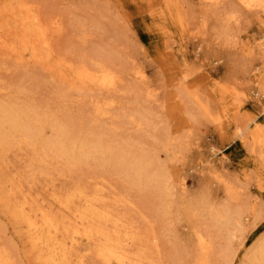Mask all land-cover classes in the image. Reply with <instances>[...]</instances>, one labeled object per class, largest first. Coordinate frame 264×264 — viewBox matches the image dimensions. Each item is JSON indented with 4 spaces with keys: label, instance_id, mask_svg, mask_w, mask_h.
<instances>
[{
    "label": "rangeland",
    "instance_id": "rangeland-1",
    "mask_svg": "<svg viewBox=\"0 0 264 264\" xmlns=\"http://www.w3.org/2000/svg\"><path fill=\"white\" fill-rule=\"evenodd\" d=\"M21 5L33 8L49 28L52 60L46 63L30 59L31 49L24 51L18 43L22 33L11 27ZM216 5L206 0H0L1 32L19 46L17 53L0 48V105L34 108L48 115L55 129L68 125L84 141L107 136L103 141L117 143L110 144L117 154L133 152L127 158L137 164L144 156L161 175L155 180L159 184L139 187L95 156L74 169L53 155L42 165L33 161L32 148L15 145L0 154V255L8 254L13 264H40L25 226L10 212L14 198L73 220L56 201L81 186L94 189L95 195L87 190L90 198L109 206L112 221L124 219L117 230L141 239L131 243V252L148 254L150 264H196L199 235L213 240L212 264H251L264 245V96L255 94L264 89V27L259 14L235 1ZM222 21L229 25L221 27ZM83 65L113 69L115 88L83 86L75 75ZM98 105L109 114L96 113ZM257 131L260 141L254 139ZM43 139H55L50 126ZM23 140L16 135L17 142ZM237 209L248 211L247 220L218 236L213 221ZM108 229L116 227L110 223ZM79 245L75 255L83 256L90 246ZM84 256L87 264H97L94 253Z\"/></svg>",
    "mask_w": 264,
    "mask_h": 264
},
{
    "label": "bare ground",
    "instance_id": "bare-ground-1",
    "mask_svg": "<svg viewBox=\"0 0 264 264\" xmlns=\"http://www.w3.org/2000/svg\"><path fill=\"white\" fill-rule=\"evenodd\" d=\"M206 1L209 2L210 5L211 4L212 5H216V4L218 5V4L223 3V2L235 1L236 3L242 5L246 10L253 12V13H256V14H259L261 17V18L259 17L261 19V21H260L262 24L261 26L264 27V0H206ZM19 7H20V11L18 10V13L15 11V13L12 14V15L18 16L19 19L17 18L18 21L17 20L14 21V19H13L12 22L14 21L15 24L13 23L14 26H13V24L11 26V27H14L16 32L22 33V35L20 34L21 36L18 40V43L21 45V47L24 48V51L31 49V51H32V54H31L32 58H30L31 60H33V58H35V60L38 61V63L48 62L47 60L51 59L50 58L51 55L49 52L52 53V49L50 48V46H51L50 40H48V38H47V36H48L47 30H49V28L47 29L46 25L44 27V25H43L44 22L42 21L43 19H41L40 15L38 13H36L33 10V8L26 6V5H21ZM9 8L10 9H7V10H9L10 12H14L15 8H13V9L11 7H9ZM223 8H227V7H223ZM223 8H220V10H222ZM215 10L216 9L213 10V12H214L213 14H215ZM232 11L233 10H231V12ZM220 12H222V11H220ZM237 12H238V10H237ZM211 13H212V11H211ZM224 13H225V10H224ZM224 13H223V15H224ZM5 14L8 15L7 13H5ZM216 14H218L217 10H216ZM207 15H209V14H207ZM223 15H219V17L217 15V18H219L218 21L223 19ZM226 15H228V14L225 13V17H226ZM233 15H234V13H233ZM229 18H228V20H230ZM232 18H233V16H232ZM231 20H233V19H231ZM206 21H207V18H206ZM234 21H236V20H234ZM223 22L224 21H222V23L220 24L221 27L224 25H227L224 23H226V22L228 23L229 21H226L224 23ZM2 24H4V23H2ZM236 24H238V22ZM220 25H219V27H220ZM228 25H229V23H228ZM56 27H57V25H56ZM227 27H229V26H227ZM3 28H4V26L0 27V48L1 49L3 48V50H6L10 53L11 52L17 53L19 51L18 50L19 46H17V44H18L17 41L9 44L8 39H6V37H4V34H2L3 32H1V30H3ZM229 29H230V27H229ZM14 32H12L11 35H13ZM220 34H221V32H220ZM223 34H225V33H223ZM223 34L221 36H222V38H225V36L223 37ZM226 37H227V35H226ZM42 50L46 53L44 54V52ZM31 51H29V52H31ZM21 53H24V52H21ZM27 54H28V52H27ZM21 55L23 56V54H21ZM42 55H45V56H42ZM53 65H55V64H53ZM71 69L73 70L74 68H71ZM57 73H58V71H57ZM115 73L116 72H114L113 69L106 67V66H100L98 68V70H96V69H93V68L88 67L86 65L85 66L83 65L82 67H80V69L77 72H75V75L78 78V82H80L83 86L85 84L86 85L91 84V85L97 86L101 89L105 88L107 90H112L115 88V86L117 84V80H118L116 78ZM62 75H64V74H62ZM64 77L65 76H63V78ZM66 77L68 79L71 76L68 77V75H66ZM76 77L74 79H77ZM262 77H263V75H262ZM258 84H259V82H258ZM263 90L264 89L260 87L255 91V94L263 97L264 96ZM100 107L101 106L96 108V113L102 114L103 116H107V113L109 111L107 113L106 112L104 113V112H102V109ZM22 110L20 108H18V109L13 108V107L8 108L7 106L0 105V142H1L0 143L1 144L0 154H1V152H3V153L7 152L11 147H13L15 145H24L27 147L29 146L30 148L33 149L32 151H33V161L34 162H36L38 164L40 163L42 165H47L49 163V158L51 157V155H53L57 159L63 160L65 162V165L66 164L68 165V168H69V165L72 168L73 167L76 168V165L80 166V164H82L86 160L92 158V156H95L92 159L98 158L100 160V162L102 163L103 167L114 168L117 172L125 174V176H127L126 179L129 180V182L130 181L132 183L135 182L136 184H138V186L139 185L142 186L145 183V185L147 187H152L154 182H158V184H159V181H155L158 178L157 173L159 174V171L156 173L155 167H154L155 170L151 169L152 167H150V163L146 161V158L144 156L143 157L145 159L142 156H141L142 159L138 158L136 156L135 159L138 158V161H139V159L141 160L138 162V164L133 163V162H136V160L131 162V160L133 158L131 160H128L127 154L130 155V154H133V152L129 151L131 153H126V152L121 150L119 152V154H117L115 151L117 148L113 149L115 146H117L116 145L117 143L114 145L112 140H111L110 144L112 143L111 145H114L112 148V146L110 144H108L109 140H108V142H104L105 139L108 138L107 136L106 137L101 136L102 137L101 138V137H98L99 134L97 133L98 139L94 138L95 141L93 139H92V141H91V139L89 141H84L83 140L84 138H81L82 136L78 137L77 133H75L73 128H70V126H68V125L63 126L64 125L63 124L61 126L63 128H60V130H57V129H55L56 125H54V123L50 122V117L48 118V115H43V114L41 115V113H39L34 108L33 109H25V110L22 109ZM102 118H104V117H102ZM56 124H58V123H56ZM47 126H50L55 132V139L53 141H50V142H47V140L43 139L44 129ZM4 128L7 129V132L4 131ZM115 131H116V129H115ZM244 131H241L240 136L244 135ZM95 132H96V130H95ZM89 133H91V132H89ZM17 134H20L27 141L23 140L21 142H17L16 141V135ZM258 136H259V131H257L256 135H254L255 141L260 138ZM88 138H89V136H88ZM85 139H87V138H85ZM103 139H104V141H103ZM130 139H132V138H130ZM106 141H107V139H106ZM258 141H260V139ZM118 145H120V144H118ZM120 146H122V145H120ZM124 146H126V145H124ZM122 149H123V147H122ZM143 151H144V149H143ZM136 153H137V151H136ZM142 154H143V152H142ZM134 155H135V150H134ZM153 164L154 163H152L151 165L153 166ZM68 168H66V170ZM15 182H17V181H15ZM86 182H88V181H86ZM95 183L96 182H94V184ZM135 183H134V185H135ZM151 183H152V185L150 186ZM158 184H156L157 188L159 187L162 189L161 191H163L164 188L161 187L162 185L160 184L161 186H159ZM91 185H93V184H91ZM134 185H132V186L134 187ZM94 186L95 185H93V187ZM86 187H88V186H86ZM8 188L11 191H15L14 185L10 184V185H8ZM153 188H156V186ZM88 189H90V188H82L81 186L77 187V188L75 187L74 190H72V192L71 191L68 193L66 192L67 194L66 195L64 194L65 195L64 197L58 198V201H56L59 203V205L61 206L62 209L66 210V211H64V213L68 211V212H70L69 213L70 216H72L71 213L73 214V220L69 216L68 217L70 219L68 217L60 219L52 213V210L50 211L49 207L43 206L42 204H41L42 206L38 204V206L36 207L35 205L29 203V201H27L28 199L27 200L23 199L24 201H21V199H22L21 196H20L21 197L20 200H17V199L14 200L15 198L13 199L14 203L10 208V212L12 213V216L17 221H19L21 224H23L25 226L26 231H27V235L29 237V242L31 244V250L36 255V261L40 264H87L84 255H87L88 252H91L92 254L94 253V255H95L94 257L98 261L97 264H145L146 262L151 261L152 258L149 257L148 254L147 255H139V254L133 253L135 250L132 249L133 244L131 245V243H133V241H134V245H135V243H137L135 241L140 240L138 242V243H140L141 239L137 240L138 236L136 237L135 236L136 234L133 236V235L127 233L126 229H125L126 233L123 234V236H121L120 232H123L124 229L122 231L117 230L118 226H119V224L117 222H118V220H121V218L118 219V217H120V216L117 217L118 220L114 217L117 221H112L111 216L113 215V213L111 215L105 209V208H108L109 206L108 205H106V207L99 206L98 200H100V199L96 200L94 198L93 199L90 198V195L87 192ZM5 190H7V188H5ZM156 191H157V189H156ZM228 191H229V194L232 196L233 195V189L229 188ZM90 192L89 193L91 195L92 194L95 195V193H96V192H94V189H93V193H92L91 189H90ZM0 193H2V192H0ZM24 193L25 192H23V194ZM62 193H64V192H62ZM93 196H91V197H93ZM98 196L96 195V197H98ZM1 197L4 198V196H2V195H1ZM23 197H24V195H23ZM28 198H29V195H28ZM35 199H37V198H35ZM32 200H34V199H32ZM41 203H43V202H41ZM192 204H194V202ZM194 205L193 206L191 205V206L194 207ZM200 208H202V207H200ZM200 208L198 207V209H200ZM202 209H205V206ZM198 211H200V210H198ZM247 212H248L247 210L244 211L241 209H237V210H235L234 213L232 210L233 216L225 217L226 215H224V213L222 215L219 214L220 216L218 215V217L215 221L212 220L214 222V224L212 223V228L217 230L216 233L218 234V236H221V233L224 231H226V233H227V231L230 232L229 230L231 228H232V230L234 228H241L243 221L247 220V218H248L245 215ZM117 215H119V213ZM117 215H115V216H117ZM123 220H121L120 222H123ZM110 223L111 224L113 223L116 227V230H114V231H113V229L112 230L110 229L113 232H109L110 231L109 229H108L109 231L107 230V226ZM125 223L127 225L126 228H128L129 227L128 222H125ZM110 226H112V225H110ZM130 226H132V224H130ZM108 228H110V227H108ZM120 228H123V227H120ZM129 229H130V227H129ZM132 230H134V229H132ZM149 232L151 233V231H149ZM153 234H154V231H153ZM148 236H149V234H148ZM197 237H198L199 255L197 257L196 264H212V262L210 260V255H212V250H213L212 238L207 237L208 238L207 239L205 235H199ZM231 237H233V235H231ZM142 238H143V236H142ZM225 238H226V235H225ZM145 240H147V239H145ZM226 240L228 241V239H226ZM152 241H155V243H156L157 237H154ZM229 241H231V239H229ZM81 243H86L87 245L90 246V249L87 250L88 252H84V255L81 253L83 256H78V255L76 256L75 254L77 251V247L80 246L79 244H81ZM142 243H143V245H146V244L149 245V242L145 244L143 241ZM152 243L153 242H150L151 248H153V246H151ZM143 245L141 244V246H143ZM130 246H132V247H130ZM129 247H130V249L128 250ZM145 248H146V246H145ZM131 249L133 250V252H131ZM138 249L140 250L139 252L141 253L142 248L140 249V247H138ZM138 249H137V252H138ZM143 250H145V249L143 248ZM146 252L147 251H145V252L143 251L144 254ZM77 253H78V251H77ZM91 256H93V255H91ZM153 258H156V256ZM249 261L251 264H264V245L261 246L259 249L257 248L256 252L253 254V256H251ZM13 263H15V262L12 260V258L11 259L9 258L8 254L3 253L0 255V264H13ZM149 264H150V262H149ZM154 264H156V263H154Z\"/></svg>",
    "mask_w": 264,
    "mask_h": 264
}]
</instances>
